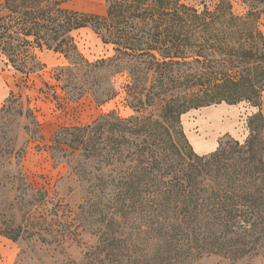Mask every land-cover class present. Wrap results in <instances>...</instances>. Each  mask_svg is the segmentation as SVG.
I'll return each instance as SVG.
<instances>
[{
    "label": "trees",
    "instance_id": "1",
    "mask_svg": "<svg viewBox=\"0 0 264 264\" xmlns=\"http://www.w3.org/2000/svg\"><path fill=\"white\" fill-rule=\"evenodd\" d=\"M240 1L244 15L230 0L213 10L185 0H106L101 15L63 0H0L6 65L39 73L42 51L62 53L68 64L55 69L61 89L97 104L117 95L116 74L130 76L134 115L113 110L61 127L52 138V156L68 162V178L85 181L84 201L92 209L106 205V227L87 264H179L208 253L264 257V0ZM88 26L113 45L112 56L84 57L74 33ZM243 101L259 108L247 120L245 141L223 140L205 155L185 149L183 113ZM42 136L33 108L11 94L0 106V234L63 246L69 235L57 228V204L22 167L28 143Z\"/></svg>",
    "mask_w": 264,
    "mask_h": 264
},
{
    "label": "rangeland",
    "instance_id": "2",
    "mask_svg": "<svg viewBox=\"0 0 264 264\" xmlns=\"http://www.w3.org/2000/svg\"><path fill=\"white\" fill-rule=\"evenodd\" d=\"M68 8L94 14L106 13V0H63ZM186 4L197 9L216 8L219 0H185ZM232 10L236 15L247 12L246 5L240 0H230ZM264 32V14L259 21ZM80 52L89 61L106 58L114 54L112 44L105 43L99 34L91 27H83L74 33ZM45 67L39 73L25 74L6 65L0 59V106L11 95H21L35 111L42 133V138L32 139L26 148L22 159V167L28 179L38 188H44L53 198V204L58 212L59 231L69 236L63 246L43 245L38 242L11 239L0 234V264H87L93 262L86 253L98 244L104 219L101 212L106 207L99 203L92 209L83 196L86 184L68 178L71 169L66 160L53 158L51 145L54 134L64 126L85 125L91 123L104 113L116 111L123 117L134 115L130 106L126 85L130 81L127 71L114 76L117 95L105 102L97 104L91 95L72 100L61 89L55 79V69L68 64L62 53L44 50L39 54ZM260 109L264 111V91ZM259 110L248 102L237 104H211L193 108L181 115V125L184 132L183 145L187 151L205 155L215 151L226 139L245 141L249 129V116ZM152 111L145 110L144 115ZM159 112V111H158ZM205 135L209 146L198 151L195 139ZM198 219V218H197ZM200 220V219H198ZM201 227L204 224L200 222ZM26 251L22 255V251ZM21 257V260H20ZM116 263V262H115ZM179 264H264L262 255L246 256L232 260L220 253L203 255H187Z\"/></svg>",
    "mask_w": 264,
    "mask_h": 264
},
{
    "label": "bare ground",
    "instance_id": "3",
    "mask_svg": "<svg viewBox=\"0 0 264 264\" xmlns=\"http://www.w3.org/2000/svg\"><path fill=\"white\" fill-rule=\"evenodd\" d=\"M210 141L207 140V138L205 137V135L198 137L197 139H195V148L198 151L204 150L205 148H207V146H209Z\"/></svg>",
    "mask_w": 264,
    "mask_h": 264
}]
</instances>
